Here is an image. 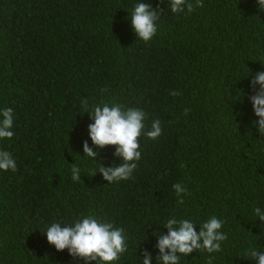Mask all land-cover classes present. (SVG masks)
Here are the masks:
<instances>
[{
    "label": "trees",
    "instance_id": "16d2710c",
    "mask_svg": "<svg viewBox=\"0 0 264 264\" xmlns=\"http://www.w3.org/2000/svg\"><path fill=\"white\" fill-rule=\"evenodd\" d=\"M141 2L160 18L148 42L130 26L137 0H0V107L15 114L0 150L17 165L0 171V264H84L43 235L50 222L81 214L124 229L128 250L117 264H139L145 251L155 264L170 216L197 224L216 216L227 236L221 251H193L181 264H255L249 249L264 250L253 211L264 209V135L252 123L249 85L264 71V12L256 0H200L179 14L167 0ZM82 100L142 109L145 131L161 121L156 140L138 138L132 178L107 183L83 156L92 121ZM114 150L99 149L97 162L119 164Z\"/></svg>",
    "mask_w": 264,
    "mask_h": 264
},
{
    "label": "clouds",
    "instance_id": "9594fccd",
    "mask_svg": "<svg viewBox=\"0 0 264 264\" xmlns=\"http://www.w3.org/2000/svg\"><path fill=\"white\" fill-rule=\"evenodd\" d=\"M188 0H167L166 8L172 14L192 12L199 6ZM258 11L264 12V0H256ZM130 26L136 37L144 42L153 39L157 33V10L150 4L137 0L129 15ZM254 94L250 97L252 114L257 118L253 126L264 135V71H258L254 79L249 81ZM258 86V88L256 87ZM240 95H242L240 93ZM83 113L87 112L91 123L87 126V135L91 141H84L83 156L99 165V172L107 183H115L132 178L137 162L141 160L140 142L143 134L151 140H156L162 133L161 121L155 119L150 130L145 131L146 113L139 108H125L116 102L93 105L89 109L87 100L81 101ZM14 110L10 107H0V141L11 140L14 136ZM105 146H115L114 156L119 164L104 167L96 157L99 149ZM16 160L10 152L0 150V171H16ZM82 169L74 164L71 168V179L80 180ZM177 197L185 189L180 183L173 185ZM254 214L264 222V209L256 207ZM167 228L166 235L158 234L155 245L159 256L155 264H181V257H186L193 251L203 250L207 253L221 251V242L227 239L221 229L223 221L211 216L197 224L192 218L170 216L163 225ZM199 226V232L195 230ZM43 235L49 245L57 252L67 250L69 256L79 258L84 264H117L127 252V237L122 227H116L112 222L103 220L93 214H81L70 220H55L50 222ZM139 257V256H138ZM249 259L255 264H264V250L249 249ZM139 264H153V256L145 251ZM211 264V258H209Z\"/></svg>",
    "mask_w": 264,
    "mask_h": 264
}]
</instances>
